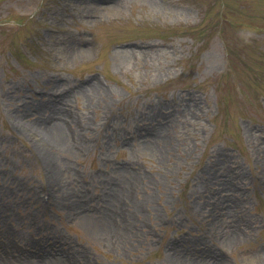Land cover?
Returning <instances> with one entry per match:
<instances>
[{
  "label": "rangeland",
  "instance_id": "rangeland-1",
  "mask_svg": "<svg viewBox=\"0 0 264 264\" xmlns=\"http://www.w3.org/2000/svg\"><path fill=\"white\" fill-rule=\"evenodd\" d=\"M0 260L264 264V0H0Z\"/></svg>",
  "mask_w": 264,
  "mask_h": 264
},
{
  "label": "bare ground",
  "instance_id": "bare-ground-1",
  "mask_svg": "<svg viewBox=\"0 0 264 264\" xmlns=\"http://www.w3.org/2000/svg\"><path fill=\"white\" fill-rule=\"evenodd\" d=\"M92 84H94V86L97 87V88L99 87V82L97 80L92 81ZM60 110H63V111H61V114H63L64 116L67 115V114H68L67 116H73V114L68 109L64 108V109H60ZM31 127H33L34 129L38 127V128H42L44 130H47L45 127L42 126V123H37L36 125H31ZM54 133L55 132L52 131V134H54ZM44 160L48 164V166L50 167L49 179H51L52 182H53L57 178V169H59L58 168L59 167V160L57 159V156H55L54 153L51 154L50 151L47 152V153L44 152ZM58 184H59V182H58ZM127 189L129 190V186L125 185L123 187V192H124L123 194H126V195L129 194ZM11 248L14 249L13 245H11ZM3 263H4V260H0V264H3Z\"/></svg>",
  "mask_w": 264,
  "mask_h": 264
}]
</instances>
